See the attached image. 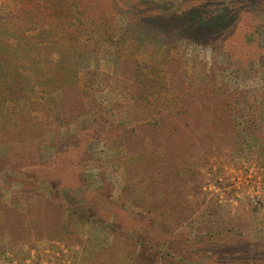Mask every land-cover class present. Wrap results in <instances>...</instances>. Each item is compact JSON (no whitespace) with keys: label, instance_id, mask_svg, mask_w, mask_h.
I'll list each match as a JSON object with an SVG mask.
<instances>
[{"label":"rangeland","instance_id":"374dc122","mask_svg":"<svg viewBox=\"0 0 264 264\" xmlns=\"http://www.w3.org/2000/svg\"><path fill=\"white\" fill-rule=\"evenodd\" d=\"M88 1L94 6L89 15L101 21L104 16L115 36L114 43L97 41L100 46L77 75L79 99L75 97L73 105L82 113L69 122L57 121L54 84H38L30 100L15 99L8 105L33 114L41 124L50 123L40 127L44 143L50 129H58L71 144L69 151L84 150L99 161L83 165L78 186L62 187L61 195L69 203L63 227L58 234L38 236L35 231L33 246L25 243L23 250L17 245L13 251L11 240L18 241L15 214L0 208V221L6 223L0 235L11 257L6 264H247L252 258L244 244L256 247L264 242V155L245 141L225 144V127H216L212 114L219 108L224 83L236 89L262 83L264 0H156L157 5L145 0ZM16 3L0 0V15H6L9 7L13 11ZM211 19L217 20L216 25L204 26ZM23 32L30 41L46 44L44 39H50L48 34L39 36L34 25ZM201 83L203 92L216 91L210 93L208 109L194 112V107L189 112L193 103L184 104L179 89H200ZM133 105L137 106L132 109ZM157 122L170 129L155 130L194 145L199 159L196 168L185 164L178 171L181 194L175 199L181 211L167 207L166 201L157 215L160 222L153 227L143 222L147 210L138 199L146 187L138 186L134 197L125 188L129 165L141 164L142 157L128 152L124 134L136 135L150 152L155 133L148 127ZM243 125L239 119L238 126ZM205 133L207 139L212 135L208 144ZM42 146L41 162L52 160L55 147L65 149ZM7 156V142H0V159ZM8 179L6 174L0 176V195L13 206L14 199H21L15 191L23 182L13 177L5 188ZM38 189L49 194V187Z\"/></svg>","mask_w":264,"mask_h":264},{"label":"trees","instance_id":"16d2710c","mask_svg":"<svg viewBox=\"0 0 264 264\" xmlns=\"http://www.w3.org/2000/svg\"><path fill=\"white\" fill-rule=\"evenodd\" d=\"M145 2H153L156 5L158 3L156 0ZM216 4L217 1L212 3L215 10L213 12H216ZM93 7L87 4V0H17L13 11L10 7L9 10L3 7L7 14L0 15V142L8 144L7 158L0 159V163L4 164V167L0 168V176L6 174L9 178L5 188L10 187L13 177L23 182V187L15 191L21 199H14L13 206L5 203L0 195V208L7 214H15L13 231L18 241L15 242L14 238L11 240L13 251L17 249V245L23 250L21 246L25 243L30 246L36 244L32 238L35 231L38 236L58 234L59 229L63 227V212L69 208V203L61 195L62 187L78 186L83 165L89 161L95 164L99 161L93 153H86L84 150L76 153L69 151L71 144H67L68 141L62 138L58 129H50V137L44 143L40 140V127H48L50 123L41 124L33 114L17 112L8 105V101L15 99L30 100L36 93L38 84H54L57 91L53 93V104L57 110L58 116L54 115L57 121L69 122L82 113L76 112L78 109L73 105L75 97L79 99L77 75L94 55L90 54L96 51L95 46H100L97 41L100 39L114 43L111 38L115 36V28L104 16L101 15V21L99 17L89 15L93 14ZM84 15L87 16L84 18ZM139 18L146 23L145 18ZM216 22V19H211L203 24L216 25ZM33 25L40 30L39 36H50V39H44L49 41L48 43L34 41L35 38H32L31 42L24 36L23 30L30 29ZM93 35L98 39L93 40ZM23 60L29 63H23ZM259 74L262 83L255 87L236 89L231 88L228 83L220 86L222 97L220 103L218 102L219 108L214 107L216 110L212 114V120L216 127H225V144L235 146L237 142L245 141L246 145H257L264 155V65L261 66ZM201 86L202 83L197 86L200 89H179L180 100L184 104L189 101L193 103L189 112L194 107H197L194 112L208 109L206 104L210 93L216 89H206L203 92ZM199 102L204 103L203 109H200ZM36 104L32 102L33 107ZM239 119L243 120V126H238ZM155 125L160 124L157 122L152 124L153 127H148L155 133L150 152L147 151L145 142L139 140L136 135L130 132L124 134L130 144L128 152H138L142 157L141 164L129 165V182L125 188L129 195L134 197L138 186L146 187L145 195L138 199L147 210L143 215V222H151L153 227L154 223L159 224L157 215L161 214L166 201L167 207L180 210L179 205H182L175 199L176 195L181 194L176 181L178 171L185 164L196 168L199 159L194 145L186 146L183 142L181 144L177 135L154 129L170 128ZM205 136L206 133L203 137L208 144L212 135L210 139ZM47 144L65 146V149L55 147L52 160L41 162L40 149L44 147L42 145ZM62 151L68 152V156H63ZM262 155L260 154L261 159ZM39 185L49 187V194L40 191ZM163 213L167 217L170 216L167 212ZM3 228H6V223L0 221V231ZM139 236L146 238L147 235ZM244 245L247 256L252 259L241 260H246L247 264H264V242L256 247L249 243ZM9 253L6 251L5 240L0 235V264L11 261V257L7 255Z\"/></svg>","mask_w":264,"mask_h":264}]
</instances>
